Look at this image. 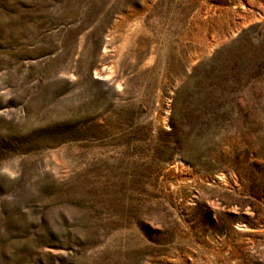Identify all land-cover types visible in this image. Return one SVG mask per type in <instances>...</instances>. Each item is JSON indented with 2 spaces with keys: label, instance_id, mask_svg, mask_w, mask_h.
<instances>
[{
  "label": "rangeland",
  "instance_id": "1",
  "mask_svg": "<svg viewBox=\"0 0 264 264\" xmlns=\"http://www.w3.org/2000/svg\"><path fill=\"white\" fill-rule=\"evenodd\" d=\"M0 264H264V0H0Z\"/></svg>",
  "mask_w": 264,
  "mask_h": 264
}]
</instances>
